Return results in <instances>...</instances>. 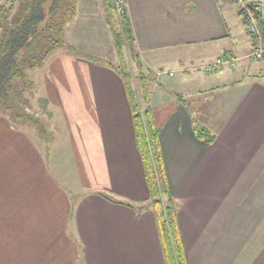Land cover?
<instances>
[{
  "label": "crops",
  "instance_id": "0c3cea01",
  "mask_svg": "<svg viewBox=\"0 0 264 264\" xmlns=\"http://www.w3.org/2000/svg\"><path fill=\"white\" fill-rule=\"evenodd\" d=\"M125 6L188 263L264 264V69H253L264 57L250 58L241 8L232 0ZM83 45V53L103 54ZM225 54L239 57L237 65L205 71ZM42 68L45 102L69 133L71 166L58 141L42 149L0 115V264H166L122 77L69 52ZM200 127L213 142L197 137Z\"/></svg>",
  "mask_w": 264,
  "mask_h": 264
},
{
  "label": "trees",
  "instance_id": "16d2710c",
  "mask_svg": "<svg viewBox=\"0 0 264 264\" xmlns=\"http://www.w3.org/2000/svg\"><path fill=\"white\" fill-rule=\"evenodd\" d=\"M103 4L119 60L118 64L110 65L122 77L128 92L136 145L150 194L147 203L157 218L165 261L166 264H189L178 219L179 202L171 191L160 142L161 128L155 125L151 107L143 109V102L149 103L150 84L137 50L131 18L125 0H103ZM120 5L124 10L119 13ZM78 9L79 0L0 2V115L7 116L15 128L17 121L38 125L26 96L34 83L31 71L43 67L49 59L64 52L100 62L98 56L83 53L66 40V29L78 14ZM240 11L244 14L248 30L250 14L244 8ZM248 32L253 37L254 47L260 37L264 40L261 33L259 37ZM127 51L138 69L139 86H134L135 77L127 60ZM196 132L197 137L213 142L214 135L206 128L200 127Z\"/></svg>",
  "mask_w": 264,
  "mask_h": 264
},
{
  "label": "rangeland",
  "instance_id": "374dc122",
  "mask_svg": "<svg viewBox=\"0 0 264 264\" xmlns=\"http://www.w3.org/2000/svg\"><path fill=\"white\" fill-rule=\"evenodd\" d=\"M2 1L3 0H0V2ZM79 3H80L79 4L80 9H78V14L69 23L66 29V34H65L66 40L68 42H71V38H75V40L77 41V45H74L76 49H78V44L79 46L84 44L83 47L85 49H90V50L92 49L95 51H98L101 49V52H103V54L102 55L96 54L100 58L99 63H103L109 66H111L110 64H113V65L118 64L119 60H118L117 52L115 50V46L111 47L110 45L112 41L114 42V39H113L111 27L107 22L106 11H105V7L103 4V0H79ZM89 4L91 6H89ZM96 4L97 6L95 7ZM88 6L91 7V11L88 9ZM79 13H80V16H79ZM91 25L93 27L95 25V30L92 31V33L89 32V29H90L89 26ZM84 26L86 27L84 28ZM78 28H82V30L81 32L77 33L76 29ZM75 30H76V33H75ZM83 30H85V32H83ZM77 37L80 38V41L77 40ZM94 38L95 40L98 41L97 43L94 41ZM87 42H90V44ZM98 45L100 46L99 48H98ZM107 48L111 49L112 52H107L108 51ZM126 56L129 62V66L131 70L133 71V75L135 77L133 81L134 86H139L140 81L138 79L139 77L138 69L136 68L135 61L128 51L126 52ZM255 60L256 59H253V61ZM256 66H261L262 69H264L262 61L255 63L253 66V69L256 68ZM143 70L145 71L144 68ZM227 70H230V69H227ZM43 72L44 71L42 67L31 71L30 74H31L32 79L34 80V83H33V87L29 90V92L26 93V96L32 107L31 109L33 110L32 112L34 113V118L36 121H38V125H31V124H26L21 121H17L16 122L17 128L22 129L25 132L29 133L32 139H34L40 145L42 149L46 148L47 151L49 147H51L54 143H56V141H58L59 142V147H58L59 152H62L64 154L63 157L61 156L62 162L65 163V165L67 166H71L67 160L68 150L67 148L64 149L65 148L64 145L68 144V138H67L68 130L67 128H65L66 125L62 118L60 111L55 106H53V104H50L49 102L47 103L45 102V98H46L45 89L43 87V83H41V77L43 76ZM238 72L240 74L247 73V72L260 74L259 71L254 72L253 70L251 71L238 70ZM146 73L147 72H145V74ZM148 77L149 76L147 75V78ZM143 109L145 110L144 102H143ZM40 129H41V132H39ZM65 170L67 172L69 171V168H66Z\"/></svg>",
  "mask_w": 264,
  "mask_h": 264
},
{
  "label": "built area",
  "instance_id": "2783aa9c",
  "mask_svg": "<svg viewBox=\"0 0 264 264\" xmlns=\"http://www.w3.org/2000/svg\"><path fill=\"white\" fill-rule=\"evenodd\" d=\"M232 1L241 9L244 8L249 12L250 24L248 30L252 33L257 34L260 37V31L257 22H258V18L260 17L259 12L264 11V0H232ZM118 10L119 13L122 12L124 10L123 6L120 5ZM263 57H264V40H262L260 37L258 43L251 51L250 58L259 60L262 59ZM239 60L240 58L235 55H223L217 61L207 65L204 69L206 72L210 73L222 68L223 66L234 67L237 65Z\"/></svg>",
  "mask_w": 264,
  "mask_h": 264
}]
</instances>
